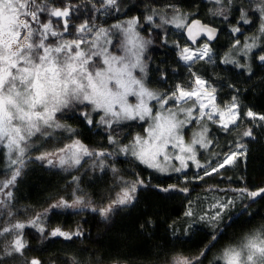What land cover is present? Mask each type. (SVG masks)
<instances>
[{"label": "trees", "instance_id": "trees-1", "mask_svg": "<svg viewBox=\"0 0 264 264\" xmlns=\"http://www.w3.org/2000/svg\"><path fill=\"white\" fill-rule=\"evenodd\" d=\"M123 1L124 7H120L116 0L101 22L111 24L132 16L141 21L166 6L184 14L188 23L199 19L219 30L217 40L207 44L215 69L203 65L191 69L220 88V100L235 102L240 115L238 130L207 124L210 152L207 158L201 156L207 163L197 172L188 170L179 175L161 174L142 165L112 147L97 121L89 124L79 116L65 122L71 135L37 139L22 158L23 164L8 163L1 149L0 189L17 169L20 171L10 185L11 197L8 196L3 218L10 216L17 222L39 219L36 226L21 231L26 245L21 253L1 254L5 239L0 236V264H30L33 259L40 264H176L182 258L199 264H219L217 257L225 248L258 231L264 232V194L248 196L264 188V127L255 129L246 119L248 111L264 116V61L259 59L264 56V33L260 32L264 21L261 13L246 12L256 6V0H220L228 22L208 14L215 4L211 0ZM242 13L248 23L243 22ZM164 28L160 32L161 44L149 63V80L159 86L157 93L168 90L173 77L181 73L178 56L187 46L182 30L172 24ZM234 28L239 31L234 32ZM245 45L254 46L248 49ZM249 130L252 135L244 136ZM122 131L126 140L120 141L127 145L139 130L124 127ZM75 141L93 153L75 171L53 168L36 158ZM239 147L243 155L218 169L224 157ZM100 152L105 155H96ZM130 184L136 185L133 201L117 205L107 218L101 217L99 209L107 207L122 190L130 189ZM165 188L169 191L161 190ZM214 195L234 199L217 221L211 220L206 209ZM77 198L97 211L91 207H51L61 199L69 204ZM189 212L191 215L186 214ZM55 228L68 233L80 231L81 235L71 240L52 237Z\"/></svg>", "mask_w": 264, "mask_h": 264}, {"label": "snow or ice", "instance_id": "snow-or-ice-1", "mask_svg": "<svg viewBox=\"0 0 264 264\" xmlns=\"http://www.w3.org/2000/svg\"><path fill=\"white\" fill-rule=\"evenodd\" d=\"M104 2L107 6H112L116 0H104ZM219 2L220 0H217V3ZM258 10L261 12L262 21H264V4L259 6ZM42 13H46L48 17H55L57 23L62 20V30L54 27L51 19L45 22L41 18ZM70 14V8H49L45 0H0V146L7 148L10 157L12 153H16L17 158L11 160V163L23 164L22 158L31 138L37 134L45 135L49 128L61 127L55 121L56 113L74 104L90 106L93 112H103L104 115L100 122H107L109 127L112 123L122 121L150 119L152 123L145 130L147 135L144 137L137 135L130 147L120 149L125 153L130 151L133 157L149 168L161 172L166 170L161 166L158 158L163 157L164 161L171 160L173 157L169 155V147L178 149L180 153H193L192 145L185 144L180 135V129L185 121L177 120L176 114L171 111H168L167 114L159 112L153 115V109L148 106L147 100H157L161 109L168 103V100L150 92L139 79L133 76L132 69L139 68L141 72L143 71L138 55L136 61L132 62L126 56L108 54L107 49L98 45L104 29H100L96 39L90 43L83 36L71 41L64 40L63 34L69 31L67 18ZM148 19L151 20V17ZM242 19L244 23H248L247 19H244L243 13ZM134 24L135 20L128 22V32L130 33L128 44L133 48L140 49L143 44L133 39L132 36V25ZM198 25L199 22H195L194 26ZM176 26L183 27V24L177 22ZM115 27H119V25ZM86 30H89L87 24H81L75 29L77 33H84ZM201 30L208 34L209 39L213 38V29L201 27ZM191 31L192 28L189 27L190 38ZM233 31L237 32L239 29L234 28ZM260 32L264 33V23L261 24ZM84 44L88 45V50L82 47ZM253 46L245 45L248 49ZM97 48L100 50L97 51ZM188 51V49H184V53ZM207 53L208 49L205 45L199 58H203ZM99 57H103L101 62L94 59ZM181 58L188 61L195 57L182 54ZM259 59L264 61V56H260ZM196 84L202 88L205 82L197 78ZM177 91L179 96L174 93L169 99H176L179 102L196 97L195 102L200 104L201 116L208 115L211 119L213 114L219 115L221 126L224 129H227L230 124H235L239 119V113L236 110L238 106L235 102L224 110L216 109L214 113H206L204 109L207 105L200 101V93L197 89L185 91L178 86ZM207 95L211 100H214L211 93H207ZM129 97H136L138 102L130 103ZM213 107L215 108V105ZM187 113L190 118L192 109L189 108ZM81 114L87 123L93 122L87 112ZM246 115L251 119L264 121V116H257L252 111H248ZM205 131L207 130L205 129ZM251 135V130L244 132V136ZM200 137L198 140H193L192 144H200L201 147H205L202 133ZM114 142L111 138L109 139V143ZM73 147L77 151L71 152L67 159L61 156L59 158L60 165L69 162L79 164L80 152L84 155H93L79 142L69 145L61 151L68 152ZM51 155L54 153H46L36 158L47 159L48 164L51 165L53 161L48 159V156ZM96 155L104 156L105 153L100 152ZM238 155H243V153L233 152L226 155L219 167L223 168L235 163ZM188 158L195 161L194 154ZM175 159L181 162L182 167L187 166L182 155H176ZM175 170L181 171V168ZM217 170L213 169V171ZM19 175L20 171L17 169L10 179L3 182V187L14 184ZM136 183L142 184L143 182L137 181ZM161 190L169 191L167 188ZM135 192V184L130 189L122 190L107 207L99 209L101 217L107 218L117 205L130 204L134 199ZM262 194H264V188L256 192H249L248 196L255 198ZM8 196L11 197L10 192ZM82 203L81 198H77L73 204H68L61 199L51 207L70 208ZM231 203L229 201V204ZM217 207L220 211L211 217L212 221L220 219L227 205H218ZM92 211H97V209L93 208ZM186 214L191 215L190 212ZM30 223L32 226H36V220ZM24 227V224L16 223L12 228L5 227L0 230V235L9 233L13 229L21 230ZM38 230L44 232L43 228ZM79 235H81L80 231L68 233L60 228H55L51 232L52 237H63L65 240H71L73 236ZM215 238L213 236V239ZM25 246L24 241L17 236L11 242L8 254L21 253ZM217 260L219 264H264V232L258 231L246 237L240 245L225 248ZM30 264H40V262L33 259ZM176 264H191V261L183 258L178 259Z\"/></svg>", "mask_w": 264, "mask_h": 264}, {"label": "rangeland", "instance_id": "rangeland-1", "mask_svg": "<svg viewBox=\"0 0 264 264\" xmlns=\"http://www.w3.org/2000/svg\"><path fill=\"white\" fill-rule=\"evenodd\" d=\"M119 6L124 7V1L119 0ZM48 7H68L71 9V14L67 18L69 21V31L63 34V39L66 41H71L74 39H77L81 36H83L89 43L96 39L97 33H99L100 29H104V33L100 36V39L98 41V45L102 46V48L107 49V53L111 55H118V56H126L132 60V62L136 61V56L139 57V63L143 66V71L141 72L139 68L132 69V74L134 77L139 79L143 86L148 89L150 92L154 93L158 97H163L165 100H168V103L164 106L163 109L160 107V103L157 100H147V104L150 108L153 109V115L159 112H163L164 114H167L168 111H171L176 114V119L180 121H185L183 126L180 129V135L184 139L185 144H191L193 147V153H180L178 149H172L169 147V155L173 158L169 161H164L163 157H159L158 160L163 168L166 170L164 172L158 171L157 169L150 168L152 170H155L161 174H172V175H179L187 172L188 170H193L197 172L200 168L203 167L207 162L201 160V156H205L207 158L209 156L210 152V145L211 142H209V139L207 137V133L205 129L207 130L208 125L207 124H214L218 127H221V120L219 115L213 114L211 116V119L208 115L201 116V112L199 110L200 104L196 103V97H193L191 100H180L179 102L176 99H169V97H172L175 93L176 96H179V92L177 91V87L185 90V91H192V89H197L198 93H200V101L207 105V107L204 109L206 113H214L216 109L224 110L227 106H231L233 104L232 101H226V100H220L219 97L222 95L219 93L220 88H217L216 85L211 83L210 81L204 80L198 76L195 75V73L192 71V67L196 66H210L215 69L216 63L212 60L210 51L208 50L207 55H204L203 58H199V54L203 52V49L205 45H207L205 42H202L201 45L198 47L191 49V47L187 44L186 47L183 48L181 54L178 56V64L181 67V70L178 75L173 77V79L169 83V89L164 90L161 93H157V90H159V86L154 85L153 82L149 80V63L152 59V53L156 48H159L161 44V38H160V32H163L165 30V25L172 24L175 28H179L180 30H184L185 26L188 24V18L182 14L180 11L175 9L174 7H166L162 6L160 11H154L151 16V20H149L147 17L146 19H142L141 21H138L136 17H128L125 19H119L117 21H114L113 23L104 24L101 22L100 18L107 17L110 9L112 6H107L104 2V0H45ZM211 2L215 3L211 6L210 12L208 13L210 16L213 17V19L223 22H228L229 18L227 17V12L225 10V7L222 3H217V0H211ZM264 2V0H256V6L252 8L250 11H246L247 14H250L251 11H256V14H260L261 12L258 10L259 6ZM254 3V5H255ZM41 18L47 22L48 19H51L53 21V26L56 28H59L62 30V24L63 21L61 20L59 23L56 22L55 17H48L46 13L41 14ZM135 20V24L132 25V36L133 39L138 40L143 44V47L140 49L133 48L132 45L128 44V40L130 37V33L128 32V22ZM167 21V22H166ZM182 23L183 27H177L176 23ZM81 24H87L88 29L84 33H77L75 31L76 28H78ZM153 25V28L149 27L150 25ZM259 24V23H258ZM116 25H119V27H115ZM82 47L85 50H88V45L84 44ZM128 49H131V51H128ZM184 49H188L189 51L187 53H184ZM208 49V47H207ZM97 51L100 50L99 48L96 49ZM136 54V55H134ZM191 55L195 57L192 60L185 61L181 58V55ZM97 60V62H101L103 57L94 58ZM101 66L103 64L101 63ZM199 78L200 80L204 81L205 84L201 88V86L196 84V80ZM152 85V86H151ZM161 88V87H160ZM207 93H211L212 96H214V100H211ZM222 98V97H221ZM130 103H137L136 97H129ZM215 105V108L213 107ZM191 108L192 109V115L189 118L187 110ZM238 112V109H236ZM83 112H87L90 116V118L93 121H97V123L100 125L103 133L105 136L109 139L111 138L114 143H110L112 147L116 148L120 151V149L125 147H130L133 143L134 137L137 135L139 136H146V129L149 128L152 121L150 119L140 121H122L120 123H112L111 127H109L108 123H101V117L104 115L103 112H93L90 106L83 105V104H74L71 107L67 109H63L60 112H57L55 115V121L56 123L60 124L61 127L56 128L52 127L46 130L45 135L37 134V136H34L29 141V146L26 148L24 156L26 153H28L29 149L32 148L33 145L37 143V139H40L42 137L51 136V137H59V134H66L71 135V132L68 130V128L65 126V122L72 120L74 116H79L82 119L87 122L85 117L81 114ZM261 116V115H257ZM240 118V115H239ZM111 119V118H109ZM246 119L249 120V122L252 124V127L255 129L264 127V121L259 119H251L246 115ZM239 120L237 119L235 124H230V126H233L234 129L238 130V124ZM125 127L129 128L132 127L133 129L139 130L137 133L135 132L134 135L131 138V141L127 145H123L120 141L121 139L124 140L126 137L123 136L122 129ZM228 127V128H229ZM224 129V128H223ZM188 130L187 136H185V132ZM203 134V140L206 144L205 147H201L200 144H192L193 140L200 139V134ZM126 140V139H125ZM77 141L72 142L69 145H75ZM80 144V143H79ZM67 146L65 148H67ZM63 148V149H65ZM4 150L6 160L8 163L11 164V160L16 159L17 155L16 153H12L11 157L8 154L7 148L0 146V150ZM241 147H239L235 153H241L240 151ZM77 151L75 147L69 149L68 152H62L61 150L58 151H52V152H46V153H54V155L48 156V159H51L53 163L50 165L48 164L47 159L40 160L43 163H45L47 166H51L53 168H62L64 170L68 171H75L78 169V167L84 162L85 159L90 158L89 155H84L82 152L79 153L80 155V163L79 164H73L71 162L65 163L64 165L59 164V158L61 156H64L66 159L71 154V152ZM122 152V151H121ZM46 153H43L41 155H44ZM125 154V152H122ZM127 155L138 161L135 157L131 155V152H127ZM195 156V161L192 159H189L188 157L190 155ZM39 155V156H41ZM176 155H182L184 157V163L187 165L186 167L181 166V162L177 159H175ZM23 156V157H24ZM239 156V155H238ZM237 156V157H238ZM139 162V161H138ZM142 164V163H141ZM146 166L145 164H142ZM199 165V166H198ZM147 167V166H146ZM149 168V167H148ZM181 168V171H176L175 169ZM220 169V167H218ZM133 184L128 185V187H131ZM10 190V185L8 187H3V189H0V220L4 219L5 214H3L7 210L8 206V193ZM232 197L228 196H218L214 195L209 199V203L206 207L207 213L211 216L215 215L218 211H220L218 205H227V207L230 205L229 201L233 202ZM55 202L54 204H57ZM74 203V202H73ZM72 202H69V204H73ZM93 209V205H89L86 201H83V203L79 206L70 207L69 209L76 208V209H82V208H90ZM39 218H32L28 221L24 222H17L15 219H12L10 216L6 217L4 221L0 222V230H2L5 227L12 228V226L16 223L24 224L25 227H30L31 221L37 220ZM24 227V228H25ZM23 228V229H24ZM15 230L5 233L4 235H0L1 237H4L5 242L3 244V248L1 254L9 255L8 252L10 250V245L13 239H15L17 236L21 238V231L23 230ZM244 240V239H243ZM242 240V241H243ZM238 243L237 245H240L242 243ZM235 245V246H237ZM223 252V251H222ZM221 252V253H222ZM15 252H12L14 254ZM219 254V256L221 255ZM11 254V255H12ZM218 256V257H219ZM183 259V258H182ZM191 264H199L198 261H191Z\"/></svg>", "mask_w": 264, "mask_h": 264}, {"label": "water", "instance_id": "water-1", "mask_svg": "<svg viewBox=\"0 0 264 264\" xmlns=\"http://www.w3.org/2000/svg\"><path fill=\"white\" fill-rule=\"evenodd\" d=\"M199 22L198 26H194L195 22ZM189 27L192 28L191 31V38H190V34H189ZM201 27H206L209 29H213L214 30V36L212 39L208 38V34L206 32H203L201 30ZM219 36V30L213 26H210L208 24L203 23L201 20L199 19H194L192 21H190L184 28L183 30V37L186 41V43L191 47L194 48L199 42H205L208 45L213 44L217 38Z\"/></svg>", "mask_w": 264, "mask_h": 264}]
</instances>
